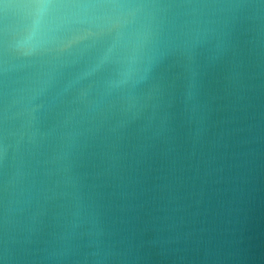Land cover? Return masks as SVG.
<instances>
[{"label": "water", "instance_id": "95a60500", "mask_svg": "<svg viewBox=\"0 0 264 264\" xmlns=\"http://www.w3.org/2000/svg\"><path fill=\"white\" fill-rule=\"evenodd\" d=\"M20 2L0 0V264H264V0H125L197 22L120 86L90 47L5 55Z\"/></svg>", "mask_w": 264, "mask_h": 264}, {"label": "clouds", "instance_id": "9594fccd", "mask_svg": "<svg viewBox=\"0 0 264 264\" xmlns=\"http://www.w3.org/2000/svg\"><path fill=\"white\" fill-rule=\"evenodd\" d=\"M153 3L98 0L94 3H65L62 0H22L5 4L2 46L26 65L40 68L74 47L96 51V67L112 66V86L132 80L133 73H147L154 57L150 54L170 30L177 35L195 20L168 18ZM199 7V6H188ZM80 10L99 21L93 28L70 27L72 13Z\"/></svg>", "mask_w": 264, "mask_h": 264}]
</instances>
